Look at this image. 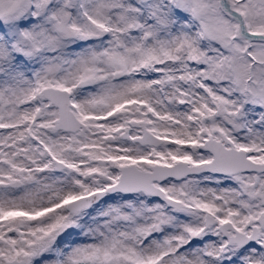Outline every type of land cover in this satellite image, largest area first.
Wrapping results in <instances>:
<instances>
[{
  "label": "snow or ice",
  "instance_id": "6c2138e0",
  "mask_svg": "<svg viewBox=\"0 0 264 264\" xmlns=\"http://www.w3.org/2000/svg\"><path fill=\"white\" fill-rule=\"evenodd\" d=\"M0 264H264V0H0Z\"/></svg>",
  "mask_w": 264,
  "mask_h": 264
}]
</instances>
